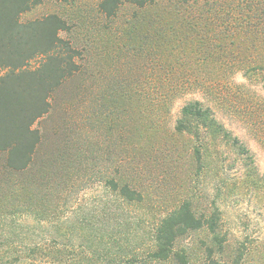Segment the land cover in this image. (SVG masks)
<instances>
[{
    "label": "rangeland",
    "instance_id": "obj_1",
    "mask_svg": "<svg viewBox=\"0 0 264 264\" xmlns=\"http://www.w3.org/2000/svg\"><path fill=\"white\" fill-rule=\"evenodd\" d=\"M102 1L43 0L20 15L22 23L64 20L69 28L59 37L79 52L78 70L33 124L40 141L29 167L14 172L0 153V264H172L149 258V235L156 216L184 198L199 212L212 203L219 208L226 239L215 254L220 263L264 264V186L257 187L264 175V65L243 62L253 49L233 45L219 53L217 40L204 62L200 54L163 49L157 31L169 39L182 32L166 22L174 0L147 8L122 2L111 16L99 9ZM207 4L199 1L197 10ZM157 17L164 18L159 29ZM160 84L170 100L163 105ZM189 100L210 107L248 154L230 142L176 133ZM197 146L207 161L202 172L192 159ZM111 178L141 190L144 202L116 200L105 186ZM111 226L118 236L100 240ZM211 246L204 231L177 242L195 264Z\"/></svg>",
    "mask_w": 264,
    "mask_h": 264
},
{
    "label": "trees",
    "instance_id": "obj_2",
    "mask_svg": "<svg viewBox=\"0 0 264 264\" xmlns=\"http://www.w3.org/2000/svg\"><path fill=\"white\" fill-rule=\"evenodd\" d=\"M42 1L0 0V153L5 155L8 169L14 172H22L29 167L40 141V133L32 128L33 124L49 112L52 93L78 70L76 59L79 52L68 40L59 37V32L69 28L64 20L48 15L25 23L20 21L22 13ZM161 1L103 0L99 9L111 16L122 2L147 8ZM174 1L176 8L165 14L169 15L166 22L182 32H174L169 39L157 31L158 42L163 49L182 50L183 56L188 55L189 58L200 54V60L204 62L212 59L217 40L219 53L226 52L233 45L245 50L253 49L243 62L254 60L264 65V54L261 53L264 52V0H211L212 5L200 6V10L196 4L206 0ZM157 18L159 20L154 23L159 29L164 18ZM187 33L191 35L189 42ZM33 61L37 63L35 66L31 65ZM164 86L156 87L157 101L161 105L170 101L161 91ZM173 129L200 143L207 137L230 142L229 147L248 154V150L225 130L211 108L199 100H189L181 107L180 118ZM192 159L197 171L202 172L207 161L198 146L193 148ZM257 182V187L259 184L264 186V175L257 177ZM105 186L122 203L138 205L144 202V193L128 183L121 184L111 178L106 180ZM212 204L211 208L199 212L193 208L191 199L184 198L176 206L160 212L149 235V258L155 262L195 264L189 260L185 249L177 247V242L190 232L204 231L212 246L206 247L205 258L198 264H222L215 254L223 251L226 239L219 234L221 212L216 203ZM112 216L110 213L108 221L114 219ZM114 228L111 226V231L101 235L100 240L118 236ZM128 245L126 247H132ZM128 248H124L127 253L130 252Z\"/></svg>",
    "mask_w": 264,
    "mask_h": 264
}]
</instances>
